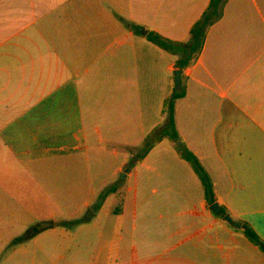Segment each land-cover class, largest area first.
Masks as SVG:
<instances>
[{"label": "crops", "instance_id": "0c3cea01", "mask_svg": "<svg viewBox=\"0 0 264 264\" xmlns=\"http://www.w3.org/2000/svg\"><path fill=\"white\" fill-rule=\"evenodd\" d=\"M211 2L0 0V264H264L245 233L264 241V0H227L184 67L134 30L188 43ZM181 88L180 140L232 223L177 143L154 138ZM104 142L122 148L123 181L96 208L90 186L94 215L74 217V232L41 225L55 210L39 209L31 183L44 189L66 161L91 179Z\"/></svg>", "mask_w": 264, "mask_h": 264}, {"label": "rangeland", "instance_id": "374dc122", "mask_svg": "<svg viewBox=\"0 0 264 264\" xmlns=\"http://www.w3.org/2000/svg\"><path fill=\"white\" fill-rule=\"evenodd\" d=\"M102 145L104 146L103 149H106L102 154L103 158H99L101 156L95 152L91 153L90 164L88 163L92 172L91 179L84 174V163L72 165L66 161L62 162L61 166L55 169L54 172L51 171V173L55 174L54 176L46 174L43 179L40 178L44 183V189L41 186L35 187L34 183H31L34 188L33 192L38 189L39 209L47 211V209L52 207V210L53 208L55 210L54 221L51 218L44 219L41 225L46 227L51 223L63 222L64 225L59 224L57 226H62L67 231L74 232L77 229L76 225L79 223L74 217L77 216L80 219H84L89 210L94 212L93 209L84 206L85 201L89 197L88 191L90 190V186L94 187L96 194L100 193L96 196L97 201L94 203L96 208V206H99V202H101L100 200L104 195L116 187L119 182L123 181L122 177H120L121 175H115V169L120 165L119 158L115 154L121 152L122 148L115 144H108L107 142H104ZM144 148L143 145L141 150L143 151ZM46 191L50 195H46ZM30 197H32V193ZM46 202L49 203V206L46 205ZM113 218L108 219L109 226ZM90 222L94 223L93 220ZM60 234H63V232ZM59 264L68 263L67 260L61 259Z\"/></svg>", "mask_w": 264, "mask_h": 264}, {"label": "trees", "instance_id": "16d2710c", "mask_svg": "<svg viewBox=\"0 0 264 264\" xmlns=\"http://www.w3.org/2000/svg\"><path fill=\"white\" fill-rule=\"evenodd\" d=\"M227 0H212L210 7L205 12L203 17L197 22V24L192 29V39L188 43H176L172 42L168 39H165L160 34L156 32L147 31L145 28L135 25L134 30L146 36L150 41L158 44L162 48L172 51L174 53H178L181 55V59L179 61L180 67H184L187 64L191 63L192 60L199 54L204 46L207 31L210 26H212L217 20H219L223 15L224 5L226 4ZM183 94L182 88L175 92L173 98L170 100L168 104V121L163 130L160 132H156L155 139H160L163 137H170L173 139L178 146L179 151L181 152L182 156L188 160L193 167L195 168L196 172L198 173L199 177L201 178L205 191H206V198L210 204H214L216 202V196L214 191L213 182L211 177L205 167L202 165L200 159L192 152L181 140L176 128V121H175V100L179 98ZM153 143L152 140L148 142V147L151 146ZM223 213L221 216L225 218L228 214V211L225 207H221ZM64 225V223H51L47 227H53L56 225ZM235 224V223H234ZM68 226V224H67ZM246 235L256 243L263 251H264V241L260 238V236L249 226L245 229Z\"/></svg>", "mask_w": 264, "mask_h": 264}, {"label": "water", "instance_id": "95a60500", "mask_svg": "<svg viewBox=\"0 0 264 264\" xmlns=\"http://www.w3.org/2000/svg\"><path fill=\"white\" fill-rule=\"evenodd\" d=\"M181 77H182V71L181 70H177L176 71V89L179 88L180 84H181ZM212 209L219 213V214H222L223 213V210L222 208L220 207L219 203L218 202H215L214 204H212ZM94 215V212L92 210H89L87 216H86V219H91ZM226 220H228L229 222H233V218L231 217V215L227 214L225 216Z\"/></svg>", "mask_w": 264, "mask_h": 264}]
</instances>
